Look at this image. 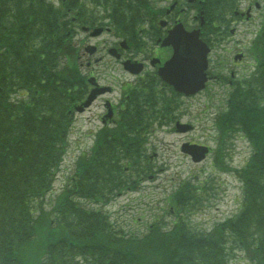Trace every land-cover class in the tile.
<instances>
[{
    "label": "trees",
    "instance_id": "trees-1",
    "mask_svg": "<svg viewBox=\"0 0 264 264\" xmlns=\"http://www.w3.org/2000/svg\"><path fill=\"white\" fill-rule=\"evenodd\" d=\"M120 1L114 0L116 9H122ZM206 1L208 19L229 6ZM69 5L0 0V264H229L234 250L242 252L244 264H264V11L250 45L257 68L233 84L215 118L221 139L239 133L252 147L234 171L242 184L239 211L209 231L176 218L163 228L156 215L146 228L124 232L104 205L134 188L141 172L143 139L122 138L125 128L145 123L131 122V114L117 131L97 134L46 208L41 200L66 150L73 108L87 90L77 61L80 46L67 24ZM84 14L79 10L78 18ZM134 29L116 31L131 36ZM138 115L144 113L134 111L132 120ZM191 194L182 186L171 205L182 206Z\"/></svg>",
    "mask_w": 264,
    "mask_h": 264
},
{
    "label": "rangeland",
    "instance_id": "rangeland-1",
    "mask_svg": "<svg viewBox=\"0 0 264 264\" xmlns=\"http://www.w3.org/2000/svg\"><path fill=\"white\" fill-rule=\"evenodd\" d=\"M241 0H238V3ZM57 4L58 0H54ZM262 5L260 9H255L253 19L251 21H239L234 24L236 32L232 36L226 37L222 42L215 43L210 54V69L212 74H227L233 70L236 75H242L250 71L251 57L248 53V44L253 36V32L259 27L260 14L264 10V0H258ZM56 4V5H57ZM230 17V15H229ZM75 39H79L87 44H98L102 47L110 46L114 36L110 33L104 32L100 36L90 38L85 32H77ZM243 52L246 56L243 58L241 64L233 65L232 56L234 52ZM104 54L101 62H93L89 68L86 66L88 58L93 59L94 56ZM80 61L83 63V72L91 69L98 80L104 84L113 86V91L110 94L100 96L96 101L86 109L84 113L77 114L74 117V122L70 127L68 135V147L63 156L59 168L55 170L56 179L52 182V187L42 196L41 200L45 202L50 197L59 192L66 184L67 178L73 169V163L80 153L89 150L93 134L102 122L99 115L104 111V98L108 97L115 104L120 101V89L125 87L127 83L132 82V76L122 69L119 63L110 55L101 49L92 56L88 53H80ZM246 68V69H245ZM228 86L220 83L217 80H211L204 90L200 91L192 97L177 98L178 110L174 111V115L180 117V121L191 123L193 129L187 132H177L174 129L173 123L165 127L157 125L155 132L148 138L147 153L153 156L152 169L149 172V178L142 179L139 183V188L135 192H125L117 195L111 201L104 205L106 210L115 220L117 226H122L126 230L138 231L145 226L146 219L150 216L152 211H158L164 197L180 182V177L186 176L192 178L193 175H198L199 178L205 176L204 172H209L211 176L213 161L212 153L209 154L205 160L194 163L190 157L180 151V144L183 141L203 142L210 145H215L212 134L214 133L212 118L214 112H217L226 99ZM169 94V93H168ZM173 104V102H172ZM115 119V117L111 118ZM109 119V120H111ZM108 120V121H109ZM111 123V122H108ZM111 125V124H110ZM224 150L226 161L231 164L240 165L247 157L249 148L244 140L234 139L232 145ZM214 176H218L215 174ZM226 179L225 191L223 196L216 201L213 189L210 188L216 182L209 179L207 191L204 189L202 206L208 204V197L213 199V205L206 209H202L190 216L191 222L197 227L206 229L211 227L221 218L232 214L237 209V203L240 200V183L233 174H229ZM46 205H43L46 208ZM41 208V202L39 201ZM197 207L195 209H197ZM42 208V209H44ZM133 216L139 217L137 222L132 221ZM150 221V220H149ZM234 256H230L231 264H243L240 261L243 254L239 250H234ZM239 259V260H238ZM82 260L78 264H82ZM230 264V263H229Z\"/></svg>",
    "mask_w": 264,
    "mask_h": 264
},
{
    "label": "flooded vegetation",
    "instance_id": "flooded-vegetation-1",
    "mask_svg": "<svg viewBox=\"0 0 264 264\" xmlns=\"http://www.w3.org/2000/svg\"><path fill=\"white\" fill-rule=\"evenodd\" d=\"M167 0H155L150 1V3L146 7V13L142 17V21L144 23V36L137 37L134 41L130 39H125L126 44L124 43L117 47V52L119 56L123 57L124 59H130L133 63H140L142 67L141 71L134 74L133 76L137 78H145L146 82L150 85V89L153 90L155 87L156 89H169L167 84H163L159 80L158 70L159 67L163 64V62L171 55L172 47L170 45H163L162 41L163 38L168 34L169 29L174 27L175 24L182 22L183 13L187 11V6L183 7L181 5V0H170L169 3H165ZM192 8L193 4L202 2H206L205 0H191ZM152 2H155L154 5ZM259 3L256 0H246L244 10L249 11L248 13L245 12L244 14L239 11L236 6H234L233 13L239 20L246 19V16L252 18L253 8H258ZM191 8V10H192ZM238 11V12H234ZM198 14L192 13L190 19V27H200V24L205 22L204 17H199L200 12L203 16V10L197 8ZM201 16V15H200ZM117 23L113 20L108 21L104 27L109 28L112 25H116ZM88 25H91L88 23ZM137 40H141L144 44V48L140 49L137 44ZM129 42V43H128ZM127 50V51H125ZM242 57V56H241ZM121 62V58L119 59ZM119 62V64H120ZM133 68H137L138 66H132ZM136 81V80H134ZM172 88V87H171ZM112 91V89L110 90ZM109 91V92H110ZM108 93V92H107ZM121 99V94L120 97Z\"/></svg>",
    "mask_w": 264,
    "mask_h": 264
},
{
    "label": "water",
    "instance_id": "water-1",
    "mask_svg": "<svg viewBox=\"0 0 264 264\" xmlns=\"http://www.w3.org/2000/svg\"><path fill=\"white\" fill-rule=\"evenodd\" d=\"M100 29H95L94 34L98 33ZM197 30L192 32H185L184 35L189 38L193 47L188 48L187 42L177 41L176 45L179 49L186 51L187 55L194 59L201 56L203 58L206 46L205 44L197 38ZM178 39V38H177ZM202 65L198 67V62L194 63V66H191L190 62L188 65H184L182 69V75L177 81L179 82L181 88L185 90V92H193L203 86V81L205 80L204 74L201 72ZM180 69H177V73ZM180 88V87H179ZM180 88V89H181ZM94 96L93 91L90 93L88 99L84 102V104H88L89 101ZM182 149L191 154L193 160H199L202 158L204 152L207 150L204 146H196V145H183Z\"/></svg>",
    "mask_w": 264,
    "mask_h": 264
}]
</instances>
